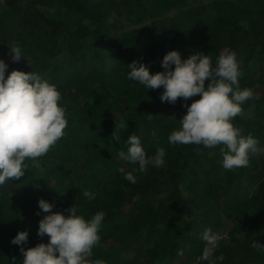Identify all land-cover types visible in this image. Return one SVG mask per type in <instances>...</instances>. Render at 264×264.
I'll return each mask as SVG.
<instances>
[{
	"label": "trees",
	"instance_id": "obj_1",
	"mask_svg": "<svg viewBox=\"0 0 264 264\" xmlns=\"http://www.w3.org/2000/svg\"><path fill=\"white\" fill-rule=\"evenodd\" d=\"M145 21L150 25L127 29ZM13 46L21 50L19 62L11 59ZM225 49L238 62L239 88L253 97L231 122L259 151L264 0H0L5 78L13 70L34 71L54 84L67 120L65 135L45 155L26 159L24 177L0 186V264H22L21 246L10 243L18 232L29 233L26 250L39 244L38 222L48 214L38 207L41 199L65 216L73 205L86 220L105 214L91 261L206 264L198 258L207 228L218 237L213 261L264 264V249L253 246H264V152L249 157L247 169L226 173L220 146L169 144L186 114L185 101L162 103L163 88L150 90L128 78L133 61L151 74L163 71L169 51H179L182 59L199 51L215 63ZM115 124L124 127L120 141L110 139ZM134 134L147 155L165 149L163 166L141 173L117 157ZM121 167L132 172L135 184L124 179ZM84 190L95 198L84 197Z\"/></svg>",
	"mask_w": 264,
	"mask_h": 264
},
{
	"label": "clouds",
	"instance_id": "obj_2",
	"mask_svg": "<svg viewBox=\"0 0 264 264\" xmlns=\"http://www.w3.org/2000/svg\"><path fill=\"white\" fill-rule=\"evenodd\" d=\"M9 48L12 61L19 62L23 58L20 48ZM128 67L130 80L150 90L163 88L162 103L175 104L178 98L185 101L186 114L179 121V129L169 134V144L220 146L221 165L226 173L247 169L248 158L264 152V148L257 150L251 138L241 139L231 122L240 115L241 106L253 97L239 88V65L230 50L225 49L215 63L199 51L187 59H182L179 51H169L161 60L163 71L157 73L150 74L149 67L140 61H133ZM7 69L8 65L0 59V186L10 182V178L24 177L26 159L45 155L65 135L67 126L61 94L54 84L34 71L13 70L5 78ZM206 80L210 81L207 87ZM197 95L200 99L187 105L189 98ZM122 129L123 125L119 128L116 125L110 139L120 141ZM124 143L127 151H118L117 157L127 164L138 165L133 171L143 173L149 165L163 166L164 148L157 147L154 155H147L135 134ZM119 171L124 173L125 180L136 183L132 172H125L123 167ZM82 194L89 200L95 198L88 190ZM38 207L48 214L39 220L37 235H47L49 240L26 250L23 245L27 244L29 233L18 232L10 243L21 246L22 264H103L90 260L93 247L100 241L98 233L105 215L102 211L86 220L77 215L74 205L65 210L70 213L67 216L54 212L55 205L43 199L38 201ZM201 239L206 246L198 259L206 264H223L222 257L212 259L218 237L212 236L211 229L206 228ZM253 246L264 249L256 241Z\"/></svg>",
	"mask_w": 264,
	"mask_h": 264
},
{
	"label": "rangeland",
	"instance_id": "obj_3",
	"mask_svg": "<svg viewBox=\"0 0 264 264\" xmlns=\"http://www.w3.org/2000/svg\"><path fill=\"white\" fill-rule=\"evenodd\" d=\"M148 2V0H143V3L146 5ZM133 19L136 20V15H132ZM123 20L125 22H127L126 20V17L124 16L123 17ZM150 25V22L149 21H145L143 22L142 24L138 25V26H132V25H128L127 26V29H135L136 27H146V26H149ZM210 213H208L207 215H205L204 217H208ZM45 239L49 240V237L47 235H45L44 237H39L38 235H35L34 236V244H37V243H42V241H45Z\"/></svg>",
	"mask_w": 264,
	"mask_h": 264
},
{
	"label": "built area",
	"instance_id": "obj_4",
	"mask_svg": "<svg viewBox=\"0 0 264 264\" xmlns=\"http://www.w3.org/2000/svg\"><path fill=\"white\" fill-rule=\"evenodd\" d=\"M214 242H215V239H214Z\"/></svg>",
	"mask_w": 264,
	"mask_h": 264
}]
</instances>
